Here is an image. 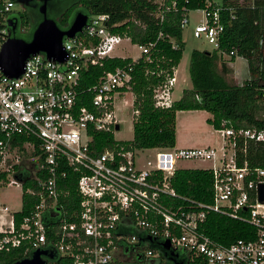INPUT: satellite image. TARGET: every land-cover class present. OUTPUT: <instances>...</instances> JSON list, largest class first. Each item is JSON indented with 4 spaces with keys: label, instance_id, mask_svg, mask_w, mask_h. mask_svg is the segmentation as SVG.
<instances>
[{
    "label": "built area",
    "instance_id": "built-area-1",
    "mask_svg": "<svg viewBox=\"0 0 264 264\" xmlns=\"http://www.w3.org/2000/svg\"><path fill=\"white\" fill-rule=\"evenodd\" d=\"M155 1L161 20L179 8V0ZM16 3L0 0V52L11 36L8 21ZM183 9L184 29L194 10ZM197 10L205 12V19L194 25V37L207 41L212 50L220 49L225 31L222 8L209 2ZM108 20L107 14L91 16L81 33L65 38L64 62L48 59L43 53L32 55L17 78L0 67V185L18 183L17 167L22 168L26 155L34 160L32 176L38 181L40 196L33 214L19 225L9 206L0 204V252L18 247L26 253L47 250L53 257L44 255L46 264H159L163 259L158 247L169 241L170 251L184 252L197 264H264V202L259 198L264 167H252L248 162L239 166L236 159L237 139L264 141V131L224 127L219 130L225 137L221 149H145L154 153L145 165L139 159V152L145 150L121 146L98 152L92 145L96 132L115 135L118 125L120 129L118 99L131 105L133 118L139 115L135 98L128 97L134 94L130 66L100 77L91 88V109L78 104L82 72L106 58L120 57L115 52L121 43L132 42L128 36L112 32ZM134 45L140 49V55L132 57L136 60L148 54L154 43ZM223 54L231 58L234 52ZM172 70L154 90L157 107L169 108L175 101L178 66ZM17 137L26 141L15 143ZM18 151L24 155L16 154ZM14 154L16 160L10 164ZM180 160L212 163L207 168L213 173L211 203L190 201L175 206L171 201L181 198L171 183ZM68 170L78 174L80 197L71 214L58 206L60 196L67 194L59 184ZM27 191L34 193L32 188ZM210 212L250 224L254 235L228 245L216 241L204 230ZM45 215L52 221L47 223Z\"/></svg>",
    "mask_w": 264,
    "mask_h": 264
},
{
    "label": "trees",
    "instance_id": "trees-1",
    "mask_svg": "<svg viewBox=\"0 0 264 264\" xmlns=\"http://www.w3.org/2000/svg\"><path fill=\"white\" fill-rule=\"evenodd\" d=\"M37 2V1H35ZM35 2L32 3L35 4ZM222 8L225 31L220 49H194L191 54L189 72L192 87L183 90L180 99L169 108L155 105L154 90L162 83L173 67L183 58L185 41L181 20L183 6L189 10L205 8L208 3ZM37 8L24 6V10L12 17L18 20V37L30 39L19 32V26L28 24L35 29L42 20ZM159 4L155 0H55L48 15L55 19L61 28L69 26L76 12L89 15L107 14L108 25L112 32L128 36L134 44L151 47L148 54L134 60L132 57H112L103 60L101 65H92L82 72L79 86V106L90 109L94 93L91 88L100 77L118 67H132L131 90L135 95L134 107L139 115L134 118V137L132 140H116L114 133L98 131L92 144L98 152L106 147L118 149L124 146L131 150L151 148H173L177 141V112L185 110H206L212 114L207 122L220 130L224 127L239 129H257L264 131V0H223L218 4L214 0H179V8L166 13L163 20L158 16ZM223 52L230 54L231 61L238 57L247 60L249 78L242 83H233L227 79L230 72ZM26 138L17 137L15 143L23 144ZM38 150L36 153H39ZM236 159L239 166L245 162L252 167H264V141L237 139ZM18 168L16 177L23 185L22 209L14 212L19 225L24 218L30 217L40 201L38 181L25 168ZM20 168V169H19ZM5 175V174H4ZM171 183L178 196L175 206L187 205L190 201L211 203L213 201V173L207 168H178ZM62 194L58 206L68 214L78 208L80 197L77 191L78 174L68 170L67 176L60 180ZM32 188L34 193H29ZM45 221L51 222L49 215ZM205 232L216 241L230 244L239 238L254 235V228L243 221L227 215L210 212L204 225ZM161 249L162 261L159 264H197L187 254L178 252L173 260L170 254ZM23 247L0 252V264H14L31 256Z\"/></svg>",
    "mask_w": 264,
    "mask_h": 264
},
{
    "label": "rangeland",
    "instance_id": "rangeland-1",
    "mask_svg": "<svg viewBox=\"0 0 264 264\" xmlns=\"http://www.w3.org/2000/svg\"><path fill=\"white\" fill-rule=\"evenodd\" d=\"M216 3L220 4L223 0H214ZM24 7L19 3L15 4L14 13L18 14L23 11ZM191 23L189 26L185 27L183 30V37L185 41V50L183 53V58L179 65L177 77L178 82L176 84L173 98L174 100L180 99L183 90L190 88L192 86L189 66L191 60V54L194 49L199 50H209L213 49L204 39L195 38L193 35V28L196 23L200 20L205 19V12L202 10H194L190 12ZM33 29H30L28 24H22L19 26V32L23 36H30ZM120 57H138L140 55V49L135 46L129 40H124L119 49L115 52ZM224 59L227 61L230 72L227 74V79L233 83H242L245 79L249 78V70L247 60L243 57H238L235 61H231V58L225 56ZM236 62V63H235ZM130 99L135 98V95L129 93ZM117 113L121 120L120 129L115 131V137L118 140H132L134 137V118H133V108L131 105H124L121 99H118ZM180 119V123L177 124V129L180 133L181 139L176 141L177 146L191 144L193 147H207L212 146L221 149L225 143L224 134L215 129L213 125L207 122V118L211 116L208 111H181L177 115ZM231 147L227 145V150H231ZM19 152V151H18ZM230 152V151H229ZM232 152V151H231ZM230 152V153H231ZM24 155V153H16ZM154 153L151 150H145L139 152V159L141 165H145L148 159H153ZM16 160L15 154L9 160L12 164ZM34 160H30L28 156L24 155L21 162V167L29 170L31 175L35 174V167L33 164ZM212 166L211 162L205 161H190V160H180L177 164L178 168H208ZM14 178L13 175L10 179ZM9 179V180H10ZM8 180V181H9ZM18 183L8 184L5 183L0 185V204L8 205L11 209V213L20 211L22 209V195H23V185L20 180ZM9 220V217H8Z\"/></svg>",
    "mask_w": 264,
    "mask_h": 264
},
{
    "label": "water",
    "instance_id": "water-1",
    "mask_svg": "<svg viewBox=\"0 0 264 264\" xmlns=\"http://www.w3.org/2000/svg\"><path fill=\"white\" fill-rule=\"evenodd\" d=\"M39 2V11L42 14V20L33 29L29 40L14 35L16 29L15 21L10 18V38L5 43L0 52V67L11 77H20L24 73L26 61L36 54L43 53L48 59L58 62H64L66 51L63 46L65 38H74L81 33L86 26L89 15L78 11L73 16L70 24L66 28H61L57 21L48 15L49 2L52 0H16L22 6H31L33 2ZM119 129V125L117 126ZM260 201L264 202V184L259 188ZM152 244H157V240L148 237ZM166 255L170 254L169 259L173 260L176 253L170 251V242L161 243ZM44 255L53 257L47 250L38 249L31 256L15 262L14 264H46Z\"/></svg>",
    "mask_w": 264,
    "mask_h": 264
},
{
    "label": "crops",
    "instance_id": "crops-1",
    "mask_svg": "<svg viewBox=\"0 0 264 264\" xmlns=\"http://www.w3.org/2000/svg\"><path fill=\"white\" fill-rule=\"evenodd\" d=\"M181 63V62H180ZM236 63V62H235ZM180 65V64H179ZM179 65H178V69H179ZM192 87V86H191ZM190 87V88H191ZM186 111V110H185ZM188 111H202V110H188ZM203 111H206V110H203ZM178 112H181V111H178ZM178 112H177V115H178ZM211 116H212V114H211ZM210 116V117H211ZM209 118V117H208ZM207 118V119H208ZM178 123H180V119H179V117L177 116V124ZM179 139H181V137H180V133H179V131H178V129H177V141L179 140ZM177 143V142H176ZM175 147H177V148H185V147H193L191 144H188V145H182V146H177V144H176V146Z\"/></svg>",
    "mask_w": 264,
    "mask_h": 264
},
{
    "label": "flooded vegetation",
    "instance_id": "flooded-vegetation-1",
    "mask_svg": "<svg viewBox=\"0 0 264 264\" xmlns=\"http://www.w3.org/2000/svg\"><path fill=\"white\" fill-rule=\"evenodd\" d=\"M54 1H55V0H52L51 2H49V8L53 7V2H54ZM37 6H38V3H37V2H35V4H33V5L31 6V9H32V10H30V11L32 12V14H34V12H33V8H37ZM23 7H24V6H23ZM11 18L15 21L16 26H18V20H17L16 18H13V17H11ZM14 33H15V34L17 33V27H16Z\"/></svg>",
    "mask_w": 264,
    "mask_h": 264
}]
</instances>
